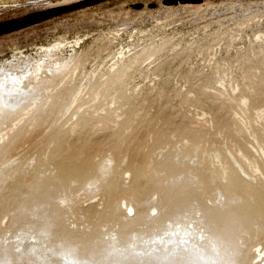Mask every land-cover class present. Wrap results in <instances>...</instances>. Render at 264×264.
I'll return each mask as SVG.
<instances>
[{
    "label": "rangeland",
    "instance_id": "obj_1",
    "mask_svg": "<svg viewBox=\"0 0 264 264\" xmlns=\"http://www.w3.org/2000/svg\"><path fill=\"white\" fill-rule=\"evenodd\" d=\"M41 13L46 14L29 19ZM10 74L23 83L0 95L5 104L0 137L7 138L0 155V264H64V252L75 254L55 224L54 207L65 228L99 242L114 230L129 233L163 224L166 190L155 189L151 177L135 179L144 177L147 156L162 145V160L153 163L158 171L171 169L167 162L172 155L177 162L173 148L184 145L177 168L206 178L210 166L203 161L208 154L216 148L221 153L240 148L262 171L256 177L260 188L255 184L251 197L255 210L264 211L260 157L246 140L224 130L235 114L243 117L235 107L240 99L247 101L248 130H264V0H0V81ZM257 107L263 111L261 121L253 118ZM79 174L97 176L100 182L89 190L71 184ZM59 175L69 187L66 203H58L51 193L49 204L19 219L22 198L15 191L34 194L43 189L44 178ZM229 177L238 186L232 166ZM124 201L134 205V212ZM254 238L238 264H260L259 251L264 261V229Z\"/></svg>",
    "mask_w": 264,
    "mask_h": 264
},
{
    "label": "bare ground",
    "instance_id": "obj_2",
    "mask_svg": "<svg viewBox=\"0 0 264 264\" xmlns=\"http://www.w3.org/2000/svg\"><path fill=\"white\" fill-rule=\"evenodd\" d=\"M57 45H58V43L53 44L51 46V48L55 47ZM45 49L47 51L49 48H45ZM49 50L52 51L51 49H49ZM53 51H54V48H53ZM115 76H116V74H115ZM17 81H18V83H16ZM22 83H23V81H22L21 77H18L16 74L15 75L10 74L8 77H5V80L0 81V95H1V93H3V91L6 88H8L10 91H13V90L19 88ZM114 83H116V82H114ZM249 83L250 82H248V84ZM248 86H250V84ZM111 87H112V85H111ZM250 88H252V87H250ZM236 89L237 88H235V91H236ZM244 89H245V86H244ZM54 90H55V88H54ZM54 90H53V92H54ZM78 90H81V88L80 89L77 88V91ZM50 91H51V89H50ZM250 91H251V89H250ZM53 92H51V93H53ZM105 92H104V94H105ZM225 93H224V97H225ZM74 95H75V93H74ZM93 97H94V95H93ZM220 97L221 96L219 95V99H220ZM36 98H37V96H36ZM101 98H102V96H101ZM40 99H43V98H40ZM227 99H229V98H227ZM238 99H239V97H238ZM30 100L32 101V99H30ZM47 100H49V99H46V101ZM72 100H71V102H72ZM21 102H23V100H21ZM47 103H48V101H47ZM227 104H228V101H227ZM253 104L254 103H252V105ZM7 105H9V104H7ZM31 105L33 106V104H31ZM46 105L44 108H46ZM73 105H74V103H73ZM252 105H251V107H252ZM223 106H226V105H223ZM228 107H230V106H228ZM235 107H236L238 113L243 114V117H238L235 114L236 116L234 115L233 121H232L233 124H231L230 127H227L224 130H225V132L227 131L229 134L233 135L238 140H242V139L244 141L246 140L247 143L250 144L249 146L251 147V149L253 148L252 150L259 155L260 160H261L260 163H262L261 166L264 170V130L263 129L259 130L258 129L259 126L257 129L255 128L252 131L248 130L247 124H249V123H247V121L249 119V116H247L248 114L246 115L247 101L245 99H240L235 104ZM258 107L256 109L257 111H255V113H253L254 114L253 118H254V120H260L261 121V119H263V111H262V108H260L258 110ZM4 108H5V104H3L0 101V112H3ZM231 108L232 107H230V109ZM255 108L254 109L251 108V111L253 109V112H254ZM11 109H13V108L11 107ZM18 109H20V108H18ZM102 109L103 108H101V110ZM230 109H229V111L231 112L232 110H230ZM76 110H78V109L76 108ZM63 111H64V109H63ZM226 111H227V109H226ZM75 112H74V115H77V112L76 113ZM100 112L101 111H99V113ZM40 113H42V112H40ZM66 113H67V111H66ZM21 114L22 113H20L19 115H21ZM95 114H93V116ZM136 115H135V117H136ZM58 116H59V114H58ZM35 117H37V116H35ZM73 117H71V118H73ZM209 118H208V120H209ZM228 118H230V117H228ZM251 118H252V114H251ZM0 119H1V117H0ZM36 119H39V118H36ZM16 121H14V123ZM21 121H22V119H21ZM210 121H211V119H210ZM228 121H231V120L228 119ZM194 122H196V121H194ZM130 123H131V121H130ZM209 123H207V124H209ZM107 124H108V122H107ZM202 124H206V123H202ZM67 125H68V123H67ZM73 126H76V125H73ZM28 127H30V126H28ZM104 127H106V126H104ZM190 127H192V126H190ZM73 128L74 127H72V129ZM30 129H31V127H30ZM202 129H204V128H202ZM8 130H9V127H8ZM222 130L223 129H221V131ZM10 132H12V131H10ZM124 132L125 131H123V133ZM27 133L28 132H26V134ZM215 133H216V131H215ZM217 133H218V131H217ZM201 136H202V134H201ZM25 137H26V135H25ZM229 137H230V135H229ZM10 138H12V137H10ZM82 138H84V137L82 136ZM178 138H179V136H178ZM219 138L221 139V137H219ZM8 139H9V137H8ZM215 139H217V138H215ZM4 140L7 143L6 136H5V139H3L1 136L0 137V155H1V152L3 149V146L5 144ZM97 140H98V138H97ZM148 141H149V139H148ZM223 142H222V144H223ZM222 144H220V145H222ZM178 145H180V144H178ZM231 145H233V143H231ZM200 146H201V144H200ZM216 146H217V144H216ZM234 147L236 148L237 146H234ZM231 148H233V147L231 146ZM237 149L236 150H232V149L228 150V151H226V153L223 152L224 153L223 154V153H221L222 151L220 152L216 148V150H213L212 152L210 151L211 152L210 154L207 153L208 154L207 159H205L203 161L205 163H208V165L210 166L208 168L210 170V173H209V177H207V178L199 175L198 171L183 172L177 168L179 166L177 162L182 159V154H184L186 152V148L184 147V145L183 146L180 145L178 147L176 146L173 148V152L176 153L177 162L173 159V155H172L171 160H169L167 162L169 164V166H171L172 168L168 169L166 173H165V170H163V169H161L160 171L157 170V168L160 166H157V167L153 166V163L155 162V160L156 161L162 160L163 145H162L160 151H158L157 153H155L151 156H147V158L145 160L146 165H147V173H145L144 177H141V178L135 177V179L138 181H146L149 177H151L152 181L154 182L155 189L166 190V192H165L166 203L163 205V212L166 216V221L163 224H156V225L153 224V225H148L146 227L135 228L132 232H129V233L127 231H122V230L116 231V230H114V231L109 232V236H108L107 240H104L103 242H99L96 237L90 236L86 232H81L80 234H77L76 232H73V231L65 228L63 225L62 216H60L58 214L59 210L56 207L52 208V211H53L54 217H55V224H58V226L63 229V231L61 233L62 237H63V241H68L69 243L73 244L74 248H75V254H73V255H71L67 252H64L62 254L63 263L64 264H81L80 262H88V261L91 263V260L94 259V261L92 262L93 264H238L239 260L242 258V256L243 255L245 256V250H244L245 245L247 246L248 241H250L251 238L255 237L256 232H258L260 229L261 230L264 229V211L260 210V209L255 210L254 206L252 205L253 199L251 197L255 194L256 185L258 183V182L256 183V180L258 179L256 177L258 174L261 175L262 171H261L260 167L258 166V164L254 160H250L240 148H237ZM244 151H245V149H244ZM64 154H66V153H64ZM186 156H188V154ZM16 157H19V156H16ZM202 157H204V156H202ZM132 160H133V158H132ZM191 160L192 159H190V162H192ZM193 160H194V158H193ZM140 161H142V160H140ZM115 162H117V161H115ZM200 162H201V160H200ZM176 163H177V165H176ZM230 166L235 168V177H236V179L239 178V180H240L238 186L232 185L233 182H231V178L229 177ZM104 167H106V166L103 165L102 168L99 170L101 177H103V168ZM133 168H134V166H133ZM132 175L133 174H131V178H132ZM181 177H183V179H180ZM259 179L261 180V178H259ZM98 181H99V178L97 176L90 177V176H82L81 174H79L78 177H76V179L71 182V184L78 183V184H81V185L87 187L89 190V189L95 187L97 185ZM208 181H210V183H214L216 181H219L222 183L220 186H217V185H211L210 186L209 185L210 183L208 184ZM126 182H127V180H126ZM260 182H262V181H260ZM133 183L135 184V181H133ZM258 185H260V184L258 183ZM258 185H257V187H258ZM66 186L67 185L65 183L64 177L62 175H59V176H54V177L50 176V177L44 178L43 189L37 190L34 194L23 195L19 191H15V194H16L15 197L16 198L17 197L22 198L21 201H18L17 217L20 219L21 216H23L29 212L34 213L35 209L37 207L41 206V204H49L51 202V199H52V197H50L51 193L55 194L54 200L57 201L58 203L65 202L67 200V198L69 199V195H70L68 192L69 187H66ZM258 188H260V187H258ZM92 191H94V190H92ZM126 192H127V190H126ZM84 194H86V193H84ZM86 196H87V194H86ZM35 200H37L38 202H35ZM121 201H123V199ZM206 202L218 203L219 206L216 209H211V208L206 206ZM127 203H126V201H124V203H123L126 206V209H129L130 212H132V211L134 212V210L132 208V206H134V205L128 206ZM78 220H79V217H78ZM77 222H79V221H77ZM84 225H86V224H84ZM100 225H101V223H100ZM41 230L39 229V231H41ZM254 241H256V240H254ZM221 243L223 245H221ZM69 246H72V245H69ZM20 247L21 246L18 245L16 248L19 249ZM256 247H259V246H255V248ZM117 249H119V251ZM189 252H191V255L187 258L186 256H188ZM246 253H248V250ZM15 256H17V255H15ZM262 256H263L262 251H259L257 258L259 259L258 261L260 264H264ZM1 261H3V259Z\"/></svg>",
    "mask_w": 264,
    "mask_h": 264
},
{
    "label": "trees",
    "instance_id": "obj_3",
    "mask_svg": "<svg viewBox=\"0 0 264 264\" xmlns=\"http://www.w3.org/2000/svg\"><path fill=\"white\" fill-rule=\"evenodd\" d=\"M44 14H46V13L36 14V15L30 17L29 19L36 18V17H39L40 15H44ZM27 20H28V19H26V20H24V21H27ZM24 21L18 22V23H16V24H14V26L20 25V24H22Z\"/></svg>",
    "mask_w": 264,
    "mask_h": 264
},
{
    "label": "water",
    "instance_id": "obj_4",
    "mask_svg": "<svg viewBox=\"0 0 264 264\" xmlns=\"http://www.w3.org/2000/svg\"><path fill=\"white\" fill-rule=\"evenodd\" d=\"M173 0H166V2H169V3H171ZM182 1H186V0H182ZM192 1H199V0H192ZM174 2H176V1H174Z\"/></svg>",
    "mask_w": 264,
    "mask_h": 264
},
{
    "label": "clouds",
    "instance_id": "obj_5",
    "mask_svg": "<svg viewBox=\"0 0 264 264\" xmlns=\"http://www.w3.org/2000/svg\"><path fill=\"white\" fill-rule=\"evenodd\" d=\"M16 83H18V81Z\"/></svg>",
    "mask_w": 264,
    "mask_h": 264
}]
</instances>
